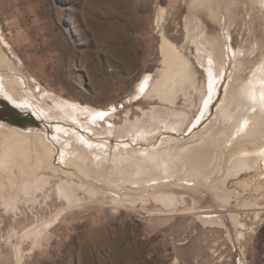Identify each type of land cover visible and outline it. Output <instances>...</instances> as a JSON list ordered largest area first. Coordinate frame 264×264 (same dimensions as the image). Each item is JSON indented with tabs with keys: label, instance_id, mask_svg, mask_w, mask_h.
Wrapping results in <instances>:
<instances>
[{
	"label": "rangeland",
	"instance_id": "obj_1",
	"mask_svg": "<svg viewBox=\"0 0 264 264\" xmlns=\"http://www.w3.org/2000/svg\"><path fill=\"white\" fill-rule=\"evenodd\" d=\"M209 7L215 18L210 16ZM162 9L163 19L158 24L157 16ZM111 20L120 23L121 31L128 35L124 45L131 48L134 60L126 68L106 57L98 38ZM186 27H190L189 33ZM161 31L184 50L191 63L194 71L191 101L182 94L184 86L171 103H161L153 93L145 95L136 91L144 76H151L152 81L159 76L163 66L159 48ZM0 49L9 65L12 63L11 68L5 63L0 65V80L17 79L18 94H22L21 99L25 96L24 102L8 103L15 108L19 105L16 109H20L28 102L27 106L36 110L29 113L20 109L23 113L17 116L8 106L0 104V122H23L26 113L35 117L46 132L44 139L57 154L55 162L63 152L71 153L70 147H62L59 139L53 138L57 131L55 121L36 106H53L59 111L53 101L56 96L65 98L69 105L72 101L94 110L103 109L100 112L107 115L98 122L99 129L103 124H119L125 118L135 121L142 115V108L152 105L186 111L184 118H188L182 130L162 129L159 138L168 133L187 138L207 122L214 121L216 104L225 87L232 85V96L239 106L236 122L247 118L242 124L245 130L235 127L239 129L236 134L230 126L221 137L223 145L217 168L204 182H220L228 189H236V194L230 193L229 204L224 206L207 186H199L200 193H197L194 189H172L167 185L165 190L188 194L187 206H193L192 199L196 201L195 212L170 216L144 209L160 207L152 200L144 205L132 196L117 206L110 200L117 192L89 196L80 190V195L88 200L86 204L66 209L59 220L41 226L54 220L60 207L66 206L55 193L56 184L65 176L48 166L38 171L36 151L30 144L26 155L29 165L25 168L22 156L12 166L0 164V184L4 185L1 184L3 192L0 190V264H264V178L260 177V170L235 177L227 169V160L243 145L240 140L252 139L253 143H248L251 147L264 139V133L257 137L248 127L251 115L259 112L258 127L264 129V105L247 110L249 104L243 95L236 96L241 85L250 82L264 64V0H116V3L110 0H0ZM209 73L211 76L217 73L210 96ZM210 99L205 106L204 101ZM92 115L81 111L79 118L87 121L93 119ZM75 123L77 120L70 125L81 131ZM83 128L96 134L87 125ZM90 138L95 136L90 134ZM5 146L1 145L0 155ZM32 172L49 176L45 189L36 191L34 196L25 194L23 189L19 192L20 181L32 176ZM258 183L263 187L256 188ZM146 187L141 186L137 193L131 194L146 196L154 191ZM224 193L229 195L228 191ZM232 212L239 214L244 226L233 224ZM208 213L217 214L223 224H204L199 215ZM37 225L44 231L39 241L38 235L25 234ZM126 244L130 251L126 250ZM19 255L23 257L20 263L17 262Z\"/></svg>",
	"mask_w": 264,
	"mask_h": 264
},
{
	"label": "bare ground",
	"instance_id": "obj_2",
	"mask_svg": "<svg viewBox=\"0 0 264 264\" xmlns=\"http://www.w3.org/2000/svg\"><path fill=\"white\" fill-rule=\"evenodd\" d=\"M110 1L116 3V0ZM195 1L196 0H194V2ZM163 13L164 11L162 9L161 14L157 16L158 24L159 20L162 21L163 19ZM209 14L212 18L216 17L215 14L213 15L211 7H209ZM120 27V23L111 20L100 34L101 37L98 36V38L105 48L106 57L114 59L119 65L126 68L134 59L131 55V48L124 45V42H126L125 38L127 39L128 35L126 31H121ZM189 28L190 27H186L188 33ZM6 44L11 52H13L10 44ZM159 48L163 66L159 69L158 78L152 81L151 76H144L136 91H140V85L143 83V94L150 95L153 93L158 100H162L161 103H171L176 100V94H179L178 91L181 89L180 87L184 86L182 88V94L187 98V101H191V89H194V71L191 69V63L185 55L184 50L169 39L163 31H161V43ZM4 63L8 67L12 65L11 61L9 65L6 55L0 49V65ZM207 71L211 72L212 69L207 68ZM256 74H254L250 82L248 81L244 85H241L239 93L237 95L235 94L236 96L243 95L244 100L249 104L247 110L254 106L264 105V99H261V97L264 96V64L256 71ZM216 77L217 73H213L212 79L215 80ZM17 83V79L11 82L4 81L3 79L0 80L1 100H5L7 103L24 102L25 96H23L24 100H22V94H18L19 88L16 89L15 87ZM201 92H203V90ZM232 95H234L232 85L225 87L221 98L216 104V112L213 114L215 117L214 121L207 122L202 126L199 132L193 133V136L187 138L178 137L171 133L159 138L163 134V132L160 133L162 129L173 130V132L182 130L188 118L187 116L184 118V111H176L162 104L152 105L150 108H142V115L138 116L135 121L125 118L119 124L111 122L109 125L103 124L102 128L99 129L97 125H99L98 122H100V119L89 118L87 121H81L79 114L81 111L85 114L91 112L93 113L92 117H95L103 109L100 111L97 109L94 110L91 109L92 107L90 108V106L83 107L79 103L72 101L70 102L71 105H69L64 100L65 98L63 99L56 96L53 98V101L56 106L55 108H59V111L54 109L53 106L42 108L36 106V108L46 115V117L50 118V120L55 121L54 128H56L57 131H54L53 138L56 140L59 139L58 142L61 143L62 147L69 146L71 153L63 152L58 156V162H55L57 154H55L54 149L44 139V133L46 132L41 125L21 127L14 123L1 121L0 147L1 145L6 146L0 155V164H9V166H12L13 164H10L18 162V158L22 156L24 160L21 161H23L22 163H24L25 168V165H29L26 160V155L28 146L31 144V148L33 147L36 151L35 155L37 160L35 167L38 171L40 168L48 166L54 172H61L64 174L65 179L60 178L59 182L56 184L55 193L58 198L65 201L66 206L60 207L53 217L54 220L51 219L46 221L41 226L59 220L61 214L66 209L80 207L86 204L88 200L85 196L80 195V190L87 193L89 196H98V194L104 196L107 191L117 192L114 194L118 196L115 195L110 199L111 202L117 206L125 204V201L132 196L133 198L140 199L144 205L151 203L152 200L156 204H159L160 207L153 210L147 207H144V209L150 213L156 212L161 215L170 216L173 214L193 212L194 209H196L194 206L196 201L192 199L193 206H187L186 197L188 194L186 192L165 190V186L169 185L167 187H172V189L176 187L179 190L194 189L197 193H200L198 189L199 186H207L225 206L229 204L230 193H237L236 189H228L220 185L223 184L220 182L213 184H204V182L211 177L212 173L217 168L219 154L221 153V147L223 145V138L221 137H223L230 126H232L231 130L238 134L239 129L235 130L234 128H241L243 122H246L247 119L236 122L239 118H236L239 106L238 103L235 102V97ZM210 101L211 99L208 100V103ZM27 105L28 102L23 103L20 109L36 113L35 109ZM209 107L211 108V105H209ZM206 111L207 110H205V112ZM171 113L174 114L173 118H171ZM176 115L178 116L177 119H175ZM179 115H181V117H179ZM246 116L247 115H245V117ZM87 117L89 116L87 115ZM67 119L73 122L70 123ZM76 120L77 123H75V125H79L82 129L81 131L70 125L73 124L74 121L76 122ZM60 122L62 124H60ZM258 123H260V117L259 112H256L251 115L248 127L252 130L251 133L255 134L257 137L264 133V129H260L261 127H258ZM84 125L89 126V129L96 134L90 133L88 130L84 129ZM241 129L245 130L246 128L242 127ZM90 134H93L95 138L91 139ZM261 139L262 140L258 141V143H254L255 145L251 147L248 146V143H253L252 139L246 140L245 142L240 140V143L243 145L227 160L229 174L240 177L244 173L260 170V177L264 178V139L263 137ZM29 151H31V149ZM30 154H33V152ZM31 157L29 156V158ZM55 163L59 165H55ZM175 169L177 170L174 171ZM212 182L213 181H211V183ZM48 183L49 176L36 172L29 178H22L19 184L21 185L19 192L23 189L25 194L34 196L36 191H43ZM2 185L0 186V190L2 189ZM141 186H147V189L152 187L154 191L151 189L152 192L146 196L131 194L133 192L137 193L136 191H138ZM262 187L263 184L261 183H258L256 186V188ZM227 191L229 195L224 193ZM14 195L16 198V193ZM10 204L12 206L14 205L13 203ZM248 206L250 205L248 204ZM253 207H255V204H253ZM231 215L232 222L235 226H244L239 220L238 213L232 212ZM199 219L204 224H223L220 217L215 213H208L206 216L199 215ZM41 226L39 227L37 225L27 230L25 234H36L38 235L39 241V239L43 237V229H41ZM113 237V239H115V236ZM118 238L120 237L118 236ZM117 244L121 245L120 243ZM130 249L129 247L126 248L128 251H130ZM123 250L121 248V251ZM118 251L120 250H117V252ZM126 254L123 252V255ZM129 257H133V254ZM22 259V255H19L17 262L20 263ZM121 260L122 259H120V261Z\"/></svg>",
	"mask_w": 264,
	"mask_h": 264
},
{
	"label": "water",
	"instance_id": "obj_3",
	"mask_svg": "<svg viewBox=\"0 0 264 264\" xmlns=\"http://www.w3.org/2000/svg\"><path fill=\"white\" fill-rule=\"evenodd\" d=\"M0 104H5L6 106H8L10 109L13 110V112L15 114H17V116H21L22 113H23V110H20V109H16L13 105L11 106L9 103L7 104L4 100H0ZM24 120L23 122H19V123H14V124H17L18 126H21V127H29V126H39L41 123H38L37 121H34L36 120L35 117H31V115L29 113H26L24 115ZM34 119V120H33ZM47 125V123H46ZM50 129V128H49Z\"/></svg>",
	"mask_w": 264,
	"mask_h": 264
},
{
	"label": "snow or ice",
	"instance_id": "obj_4",
	"mask_svg": "<svg viewBox=\"0 0 264 264\" xmlns=\"http://www.w3.org/2000/svg\"><path fill=\"white\" fill-rule=\"evenodd\" d=\"M213 87H214V81L212 79V76H211V73H209V79H208V92H209V96L211 95V92L213 90ZM144 90V84L142 83L140 85V91L143 92ZM261 99H264V96L261 97ZM205 105L208 104V100H205L204 101ZM17 107H19V105H17ZM107 115L106 112H100L97 114V116L93 117V119H104V117Z\"/></svg>",
	"mask_w": 264,
	"mask_h": 264
},
{
	"label": "flooded vegetation",
	"instance_id": "obj_5",
	"mask_svg": "<svg viewBox=\"0 0 264 264\" xmlns=\"http://www.w3.org/2000/svg\"><path fill=\"white\" fill-rule=\"evenodd\" d=\"M1 108V107H0Z\"/></svg>",
	"mask_w": 264,
	"mask_h": 264
}]
</instances>
